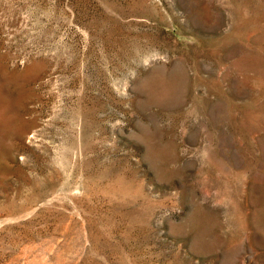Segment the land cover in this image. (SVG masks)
I'll list each match as a JSON object with an SVG mask.
<instances>
[{
  "label": "rangeland",
  "instance_id": "obj_1",
  "mask_svg": "<svg viewBox=\"0 0 264 264\" xmlns=\"http://www.w3.org/2000/svg\"><path fill=\"white\" fill-rule=\"evenodd\" d=\"M0 264H264V0H0Z\"/></svg>",
  "mask_w": 264,
  "mask_h": 264
}]
</instances>
